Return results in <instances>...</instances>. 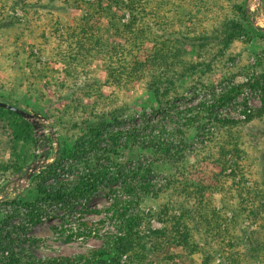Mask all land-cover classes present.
<instances>
[{
	"label": "trees",
	"instance_id": "1",
	"mask_svg": "<svg viewBox=\"0 0 264 264\" xmlns=\"http://www.w3.org/2000/svg\"><path fill=\"white\" fill-rule=\"evenodd\" d=\"M30 1L0 0V72L7 73L6 79L0 78V100L19 108L22 102L28 104V94L44 99L42 91L50 84L43 83L51 77L47 66L39 68L38 63L48 54L52 43L55 44L50 52L52 59L67 68L69 77L79 68L87 71L102 59L106 77L104 81L94 80L86 85L89 98L98 96L103 86L127 89L143 82L154 101L152 112L165 117L168 110L175 108L170 103L185 99L191 90L209 88L205 83L207 74L215 70L219 57L234 41L241 38L249 41L258 35L245 7L247 0H236L230 16L215 19L208 0ZM17 10L24 16H18ZM68 10L82 15L68 22L65 18L44 22L39 19L42 12L51 17ZM31 12L37 20L27 17ZM263 82L264 74L260 79L221 92L211 106L202 104L200 108L178 111L183 123L170 130L164 128L168 124L162 121L147 130L139 127L132 131L118 130L126 114L124 109L98 114L93 106L75 103L76 111L81 109L92 118L74 127L81 135L73 137L71 147L63 144L58 161L35 179L36 198L24 204L30 225L43 223V204L70 208V197L90 203L106 184L122 181L120 190L128 198L121 197L118 190H111L112 204L92 210L105 213L116 225V233L97 238L103 240L102 246L89 247L84 254L74 257H55L47 264H152L150 253H161L169 247L184 249L191 255L202 252L203 264H212L219 256L226 257L220 264H264V103L255 112L244 104L245 120L238 122L221 121L212 112L232 102L245 88L256 92L263 89ZM195 111L202 112L192 116ZM203 113H209L205 119ZM1 122L12 131L13 160L0 162V179L21 171L31 162L32 148L37 145L34 128L23 117L0 108ZM208 123L220 124L219 129L227 130L224 144L202 160L212 163L220 172L212 179L202 177L199 171L189 176L185 152ZM141 133L145 135L140 142ZM124 137L126 140L122 141ZM245 138L256 153L254 161L259 167V182L250 188L246 185L245 168L240 165L250 157L244 149ZM106 142V152L117 154L138 147L153 153V161L146 167H133L126 174L106 153L96 154L97 160L90 159L94 149H101ZM100 159L109 161L115 171L110 173L108 166L99 164ZM67 162L84 165L81 179L59 180L60 173L71 174L77 168L73 163L66 166ZM158 165L170 169L163 185L150 180L154 171L160 169ZM51 176L55 182L46 184ZM228 180L232 181L229 189ZM217 193L218 200L214 198ZM153 220L161 223L162 228L153 230ZM14 232L16 229L0 232V264L23 263L12 251L17 241ZM202 234L208 239L213 237L216 245L207 241L202 244L203 239L195 236ZM94 236L100 237L98 232ZM243 247L245 251L241 254L239 249Z\"/></svg>",
	"mask_w": 264,
	"mask_h": 264
},
{
	"label": "rangeland",
	"instance_id": "2",
	"mask_svg": "<svg viewBox=\"0 0 264 264\" xmlns=\"http://www.w3.org/2000/svg\"><path fill=\"white\" fill-rule=\"evenodd\" d=\"M33 1L35 0H31L30 2ZM208 1L214 8L213 19L216 17L221 18L222 15L230 16L233 13L232 11H234L232 8L236 2V0L231 2L227 0ZM253 3V0H247L245 7L250 12V20L258 35L249 41L247 38L234 41L228 50L222 54V57H219L215 64V70L207 74L205 83L209 88L197 89L196 91L191 90L189 94H185V99L170 103V107L175 106V108L168 110V114L165 117L152 112L151 106H153L154 101L146 91L143 82L129 86L127 89L103 86L98 96L89 98L87 96L88 89L86 85L94 80L104 81L106 77L102 59H98L87 71L83 72V69L79 68L73 77H69L66 73L67 68L63 65H58L52 59L53 57L50 52L55 47V44L52 43L49 46L48 54L40 58V63H38L39 68L47 66V69L50 71L49 75L51 78L45 80L43 83L45 85L48 82L50 85H47V88L42 87L44 88L42 91L44 92V99L38 100V97L30 96L27 93L29 98L26 99L29 105L23 102L20 104V108L25 111L38 113L45 118L44 121H41V130L38 138L34 130V136L37 140V145L32 148L34 159L25 165L21 171L7 178L0 179V232L1 230L11 232L16 229L13 236L17 241L12 251L22 258L23 263L21 264H32L33 261L35 264H47L48 260L55 257L81 255L89 247L102 246L103 240L97 238H103L106 234L117 232L116 225L105 213L97 214L92 210L94 208L104 209L112 204L113 192L111 190H118L117 193L124 199H127L128 196L120 190L122 181L116 185L109 186L106 184L102 186L101 190L95 194L90 203H84L81 198L70 197V208H66V205L43 204L42 208L45 210L44 216L46 217L45 222L34 227L30 225L28 212L24 207L25 202H33L36 198L35 187L37 183L35 179L58 161L63 144L67 148L71 147L73 137L76 139L81 135V131L74 127L82 124L83 120L92 118L90 114H86L81 109L76 111L73 108L75 103L82 102L83 105L93 106L95 107V113L98 114L114 109H124L126 114L122 116L123 124L118 127V130L122 131H132L138 127L140 130H147L152 124H158L161 121L167 123L168 125L164 128L170 130L176 124L183 123V120H180L178 117V111L184 112L190 108H200L202 104H206V107L211 106L221 92L229 91L228 88L249 83L257 78L260 79L264 74V29H257L254 25L256 21L255 17L258 13L264 22V6L261 7L262 5L258 4L257 6L259 7L255 8L252 6ZM16 14L20 17L24 16L20 10H17ZM39 15L42 16L39 19L43 20V22L50 18L53 21L65 18L68 22L74 19V16L80 17L82 13L68 10L66 13L61 11L55 13L51 17H49L48 12H42ZM27 17L29 19L33 17V19L37 20V16L33 12L28 13ZM205 25L203 26L204 29ZM24 48L27 49V46ZM148 52L150 51L147 50ZM195 58L190 57L192 60ZM0 78L6 79L7 73L5 71L0 72ZM27 88L28 85L23 86L25 94ZM246 103L252 112L262 107L264 103V82L263 89L256 92L249 87L245 88L232 102L223 104L211 111L221 121H243L245 120V116L242 114V111ZM201 112L195 111V115L192 113V116H196V114ZM208 114L205 113L202 116L203 119ZM187 117H190L189 114ZM219 125L209 124L205 128V131L196 137L193 144L186 150L184 161L188 163L186 169L189 172V176L197 171L202 172L204 175L202 177L204 178L212 179L218 176L220 169L212 163H204L202 160L208 157L210 153H214L219 148V145L224 144L223 142L227 138V130L219 129ZM5 126L4 122L0 123V162L13 160L11 152L12 131ZM85 130L87 129L85 128ZM144 135L145 133H141L140 142L144 140ZM125 140L126 138L124 137L122 141ZM244 142L246 143L244 149L250 157L246 161H244L245 159L242 160L240 165L245 168L244 172L248 180L246 185L250 188L255 182H259V167L254 161L256 153L250 148L247 138L244 139ZM107 146L108 142L102 143L101 149H94L90 159L94 158V160H97L96 154L101 156V154L104 155L106 153L111 158L110 161L112 160L126 174L133 167H146L153 161V153H147L138 147H129L128 150L118 151L117 154H113L109 149V152H106L107 150L104 151ZM228 158L232 159L231 156H228ZM98 162L100 165L108 166L110 173L115 171V167L111 166L109 161L100 159ZM68 163L75 164L77 168L71 170L72 174L68 175L66 180L76 182V180L81 179L83 164L80 166L74 162H67L66 166ZM33 164H38L39 169L28 181L26 175L29 171L27 169ZM159 166L157 167L160 169L157 172L154 171L150 180L156 185H163L167 180L170 169ZM87 172L89 173V171H85V173ZM58 176L64 180L63 174L60 173ZM53 179L54 177L52 176L51 178L48 177L46 184H49ZM231 184L232 181L228 180L226 188L229 189ZM214 196L216 200L220 198L218 193ZM216 205L219 208L220 203ZM149 209L147 208L146 211L148 212ZM151 226L153 230L162 228V224L155 220L152 221ZM18 228L24 229L17 231ZM97 232L100 237L94 236ZM195 236L202 238L204 241L202 244L204 245L205 241L209 242V244L211 243L213 246L216 245L213 237L208 239L204 234ZM244 251V247L239 249L241 254ZM225 260L226 257L220 258L219 256L216 260H213L212 264L224 263ZM149 261L152 264H203V253L191 255L184 249L169 247L161 253L152 251L149 255Z\"/></svg>",
	"mask_w": 264,
	"mask_h": 264
},
{
	"label": "water",
	"instance_id": "3",
	"mask_svg": "<svg viewBox=\"0 0 264 264\" xmlns=\"http://www.w3.org/2000/svg\"><path fill=\"white\" fill-rule=\"evenodd\" d=\"M253 1L256 5H258V4L261 5L263 3V0H253ZM259 15L260 14L258 13V15L255 17L256 21L254 22V25L257 29L263 30L264 29V22L261 20L262 19L261 15L260 16ZM0 108H4L6 110L12 111V112L18 114L19 116L23 117L29 123H31V125L33 126V128L35 130L36 137L38 138V136L40 135V130H41V121L45 120L44 117H42L38 113L27 112L22 108L16 107L14 105L3 102L1 100H0ZM37 169H39L38 164H33L27 169V171H29V172H27V175H26V178L28 181L33 176V174L36 173Z\"/></svg>",
	"mask_w": 264,
	"mask_h": 264
},
{
	"label": "built area",
	"instance_id": "4",
	"mask_svg": "<svg viewBox=\"0 0 264 264\" xmlns=\"http://www.w3.org/2000/svg\"><path fill=\"white\" fill-rule=\"evenodd\" d=\"M262 6L261 7H263L264 6V0H263V3L261 4ZM253 7H255V8H258V6L255 4V3H253V5H252ZM264 16V15H263ZM65 165H66V163H65ZM61 174H63V179L64 180H62V178L61 177H59V180L60 181H67L66 179H67V176L69 175L70 176V174H67V173H61ZM72 174V173H71ZM55 182V180L53 179V180H51V182L49 183V184H52V183H54ZM55 205H59V206H62V204H55ZM45 219H46V217L43 215V222H45ZM40 225V224H39ZM7 255H9V253L8 252H6V256Z\"/></svg>",
	"mask_w": 264,
	"mask_h": 264
}]
</instances>
